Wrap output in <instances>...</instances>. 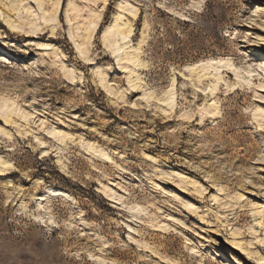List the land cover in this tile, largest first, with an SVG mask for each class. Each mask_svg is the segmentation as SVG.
Returning a JSON list of instances; mask_svg holds the SVG:
<instances>
[{
	"label": "rangeland",
	"instance_id": "1",
	"mask_svg": "<svg viewBox=\"0 0 264 264\" xmlns=\"http://www.w3.org/2000/svg\"><path fill=\"white\" fill-rule=\"evenodd\" d=\"M230 254L264 264V0H0V264Z\"/></svg>",
	"mask_w": 264,
	"mask_h": 264
},
{
	"label": "bare ground",
	"instance_id": "2",
	"mask_svg": "<svg viewBox=\"0 0 264 264\" xmlns=\"http://www.w3.org/2000/svg\"><path fill=\"white\" fill-rule=\"evenodd\" d=\"M57 3V2H56ZM56 9V8H55ZM90 24L92 25V24H94V22L93 21H91L90 22ZM8 26L10 27V28H12V29H16V27H13L12 26V24H10V23H8ZM11 31V30H10ZM9 31V32H10ZM44 33H40V35H43ZM115 34V33H114ZM117 34L118 35H122V36H124L123 37V40H126L127 39V35H129L130 34V31H120V32H117ZM10 35L12 36V37H16V35H18V33L17 32H15V31H11V33H10ZM112 36V35H111ZM114 36V35H113ZM70 39H72L73 40V44H76V42H77V40L75 39V37H74V34L73 33H71L70 34ZM69 42H71L70 40H69ZM129 43H125V44H123V45H121V46H119L118 47V50L121 52V54H123V55H127L128 53H129ZM79 49V46L77 45V50ZM80 53H82L81 51H80ZM127 58V57H126ZM128 59V58H127ZM129 60H131V59H129ZM85 61H87V65H89V61L90 60H85ZM128 62V61H127ZM131 62V61H130ZM129 62V63H130ZM211 64H213L214 65V63H216V61H211L210 62ZM199 68H201V66H198V65H196V66H193V67H191V70H197V69H199ZM123 69V68H122ZM202 71H204V70H202ZM139 78V77H138ZM68 81H67V83L68 84H70V85H74L72 82H69V80H72V79H69L68 77L66 78ZM65 82H66V80L65 79H63ZM136 80H138V79H136ZM139 81V80H138ZM140 82V81H139ZM216 118V117H215ZM50 135H54V133H52V132H50L49 133ZM86 144L87 145H89V146H91V142H86ZM86 146V145H85ZM97 153H98V151H97ZM144 158L146 159V160H150L151 159V157L149 156V155H145L144 156ZM44 197H48V198H50V197H60V198H65V197H67V195L64 193V192H62V191H60V190H58V189H48V190H46V192L44 193V195H43ZM68 198V197H67ZM44 200V199H43ZM41 207V206H40ZM261 218H263V216H261ZM238 245V244H237ZM230 258L231 259H233L236 263H238V264H243L242 263V261L240 260V259H238L236 256H234L233 254H230Z\"/></svg>",
	"mask_w": 264,
	"mask_h": 264
}]
</instances>
